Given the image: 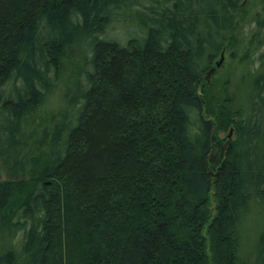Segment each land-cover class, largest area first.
<instances>
[{
  "label": "trees",
  "instance_id": "16d2710c",
  "mask_svg": "<svg viewBox=\"0 0 264 264\" xmlns=\"http://www.w3.org/2000/svg\"><path fill=\"white\" fill-rule=\"evenodd\" d=\"M226 47L258 66L222 101ZM254 201L264 0H0V264H264Z\"/></svg>",
  "mask_w": 264,
  "mask_h": 264
},
{
  "label": "rangeland",
  "instance_id": "374dc122",
  "mask_svg": "<svg viewBox=\"0 0 264 264\" xmlns=\"http://www.w3.org/2000/svg\"><path fill=\"white\" fill-rule=\"evenodd\" d=\"M230 48L226 47L221 50L224 51V57L217 65L214 72L210 73L207 84L213 88H208L207 94H219L222 97V101L228 97H241L247 87V83L250 80L252 69L258 66L251 62L242 64L231 56ZM221 52L216 57L218 60L221 57ZM206 78V73L204 74ZM212 91L214 93H212ZM66 93V82L59 81L56 89L48 96L42 111H56L61 106L63 98ZM226 98V99H225ZM235 100V101H236ZM219 134L224 137L229 134L226 130H219ZM228 136V135H227ZM233 136V133L230 135ZM46 147V146H45ZM211 208L213 209L214 200L211 196ZM239 225V254L243 258H248L253 262L254 251L257 246V240L260 231L264 228V203L260 204L257 201L251 202L245 209L242 218L240 219Z\"/></svg>",
  "mask_w": 264,
  "mask_h": 264
},
{
  "label": "water",
  "instance_id": "95a60500",
  "mask_svg": "<svg viewBox=\"0 0 264 264\" xmlns=\"http://www.w3.org/2000/svg\"><path fill=\"white\" fill-rule=\"evenodd\" d=\"M223 57H224V51L221 52V57L218 60H216V62H215L216 65H220L221 64L220 62L222 61ZM216 65L212 66L210 69L207 70V72H206V80L209 79V76H210L209 74L213 72V70L215 69ZM232 133H233L232 127H230L228 137H230V135Z\"/></svg>",
  "mask_w": 264,
  "mask_h": 264
}]
</instances>
